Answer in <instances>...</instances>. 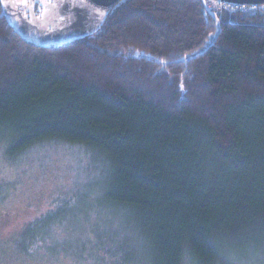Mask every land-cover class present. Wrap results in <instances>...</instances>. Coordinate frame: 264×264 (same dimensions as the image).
Segmentation results:
<instances>
[{"label":"trees","instance_id":"1","mask_svg":"<svg viewBox=\"0 0 264 264\" xmlns=\"http://www.w3.org/2000/svg\"><path fill=\"white\" fill-rule=\"evenodd\" d=\"M2 12L0 0V146L16 156L60 141L107 157L110 200L141 217L143 250L100 232L99 245L143 264L264 250L260 7L216 13L217 42L187 63L217 31L203 0H122L94 35L48 47Z\"/></svg>","mask_w":264,"mask_h":264},{"label":"rangeland","instance_id":"2","mask_svg":"<svg viewBox=\"0 0 264 264\" xmlns=\"http://www.w3.org/2000/svg\"><path fill=\"white\" fill-rule=\"evenodd\" d=\"M2 2L19 6L44 30L57 19L46 14L50 0ZM208 6L218 15L225 11L219 2ZM37 39L31 33L29 41ZM112 177L109 159L80 144L49 141L16 156L0 146V264H143L120 263L126 255L118 243L98 244L100 232L129 237L132 250H143L131 226L142 219L110 200ZM231 264H264V250L233 257Z\"/></svg>","mask_w":264,"mask_h":264},{"label":"water","instance_id":"3","mask_svg":"<svg viewBox=\"0 0 264 264\" xmlns=\"http://www.w3.org/2000/svg\"><path fill=\"white\" fill-rule=\"evenodd\" d=\"M122 0H83V3L72 1L69 10L59 8L52 9L46 14H55L57 19L48 30H44L37 25L33 19L28 20L27 16L23 15L19 10V6L3 4L2 17L13 23L16 31L23 39L29 41L31 33L37 36V42L34 44L41 47L62 45L70 41L86 38L97 33L105 23L109 12ZM219 3H227L238 6H261L264 5V0H210ZM207 10L211 12L216 21L217 31L209 36L206 44L191 55H187L180 62L187 63L192 59L205 54L217 42L221 32V22L216 13L212 12L207 4V0H203ZM103 13V15H101ZM65 40L64 43L62 41ZM30 42V41H29Z\"/></svg>","mask_w":264,"mask_h":264},{"label":"flooded vegetation","instance_id":"4","mask_svg":"<svg viewBox=\"0 0 264 264\" xmlns=\"http://www.w3.org/2000/svg\"><path fill=\"white\" fill-rule=\"evenodd\" d=\"M55 1H56V3H55ZM72 1H75L77 3H83V0H50V2L52 3L50 10H52V9L57 10V9L63 8V7H64V10H69V7L71 6ZM19 10L22 12L23 15H25L21 8H19ZM34 10L36 11V13H40L39 9L34 8ZM25 16H27V15H25ZM27 18L29 21L31 20L30 17L27 16Z\"/></svg>","mask_w":264,"mask_h":264},{"label":"built area","instance_id":"5","mask_svg":"<svg viewBox=\"0 0 264 264\" xmlns=\"http://www.w3.org/2000/svg\"><path fill=\"white\" fill-rule=\"evenodd\" d=\"M252 7L253 9H262L264 12V5L262 6H238V5H232V4H227V3H221V9L225 11H229L232 13H236L242 10H247V8Z\"/></svg>","mask_w":264,"mask_h":264},{"label":"snow or ice","instance_id":"6","mask_svg":"<svg viewBox=\"0 0 264 264\" xmlns=\"http://www.w3.org/2000/svg\"><path fill=\"white\" fill-rule=\"evenodd\" d=\"M101 15H103V13H101ZM181 87H183V86L181 85Z\"/></svg>","mask_w":264,"mask_h":264}]
</instances>
